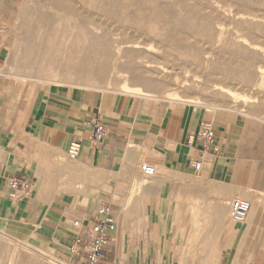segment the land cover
Masks as SVG:
<instances>
[{
	"label": "crops",
	"instance_id": "0c3cea01",
	"mask_svg": "<svg viewBox=\"0 0 264 264\" xmlns=\"http://www.w3.org/2000/svg\"><path fill=\"white\" fill-rule=\"evenodd\" d=\"M5 51L0 38V264H71L72 223L91 221L101 200L115 223L102 264H264V118L19 79ZM94 118L106 127L101 142ZM203 124L216 154L201 149ZM13 178L30 183L28 195L10 196ZM235 199L250 206L240 223Z\"/></svg>",
	"mask_w": 264,
	"mask_h": 264
},
{
	"label": "rangeland",
	"instance_id": "374dc122",
	"mask_svg": "<svg viewBox=\"0 0 264 264\" xmlns=\"http://www.w3.org/2000/svg\"><path fill=\"white\" fill-rule=\"evenodd\" d=\"M0 38L19 79L264 118V0H0Z\"/></svg>",
	"mask_w": 264,
	"mask_h": 264
},
{
	"label": "built area",
	"instance_id": "2783aa9c",
	"mask_svg": "<svg viewBox=\"0 0 264 264\" xmlns=\"http://www.w3.org/2000/svg\"><path fill=\"white\" fill-rule=\"evenodd\" d=\"M88 126L91 129L92 141L101 142L106 135L105 125L98 118H94L88 123ZM198 140L204 153H218L219 148L215 143L213 129L210 124L202 125L198 133ZM79 154L80 144L78 142L70 143L67 148L68 158L75 160L79 157ZM140 168L145 176L154 175L153 166L143 163ZM193 169L198 170L199 163H195ZM30 186L26 179L13 178L8 181L12 198L16 197L20 191L24 195H28ZM249 207L247 201L235 199L230 204L231 219L237 223L242 222L248 213ZM72 225L78 232L72 239L69 248V254L73 259L71 264H102L111 235L115 231L111 205L107 201L101 200L91 221L86 224L74 221Z\"/></svg>",
	"mask_w": 264,
	"mask_h": 264
},
{
	"label": "bare ground",
	"instance_id": "6f19581e",
	"mask_svg": "<svg viewBox=\"0 0 264 264\" xmlns=\"http://www.w3.org/2000/svg\"><path fill=\"white\" fill-rule=\"evenodd\" d=\"M61 6V5H60ZM65 6V5H64ZM72 8H73V6H72ZM71 8V9H72ZM75 14V13H74ZM83 14H85V13H83ZM80 15H81V13H80ZM253 15H255V14H253ZM82 16H84V15H82ZM260 16V15H259ZM91 17V16H90ZM256 17V16H255ZM262 17V16H261ZM79 18H82V17H79ZM36 19H38V18H36ZM39 20V19H38ZM47 21V20H46ZM40 22H41V20H40ZM85 22V21H84ZM89 24V23H88ZM83 32H84V30H83ZM103 36V35H102ZM90 38V37H89ZM84 39V38H83ZM56 40V39H55ZM104 40H105V38H104ZM74 41V40H73ZM103 41V40H102ZM81 42V41H80ZM105 42V41H104ZM61 43V42H60ZM124 43V42H123ZM86 44V43H85ZM102 44H105V43H103L102 42ZM118 44V43H117ZM61 45V44H60ZM88 46V45H87ZM121 46V45H120ZM43 47V46H42ZM87 48V47H86ZM105 48V47H104ZM126 48V47H125ZM130 48V47H129ZM61 49V48H60ZM42 50V49H41ZM105 50H106V48H105ZM104 50V51H105ZM119 51V50H118ZM86 53V52H85ZM91 53V52H90ZM105 54H106V51L104 52ZM111 53V52H110ZM41 54V53H40ZM45 55V54H44ZM46 55H48V54H46ZM103 55V54H102ZM81 56V55H80ZM107 56V55H106ZM109 57H110V55H108ZM72 58V57H71ZM107 60H108V58H107ZM78 61V60H77ZM99 61V60H98ZM67 62V61H66ZM107 64V63H106ZM105 64V65H106ZM108 65V64H107ZM97 66H98V64H97ZM43 67V66H42ZM93 67V66H92ZM94 69H95V67H94ZM107 69V68H106ZM98 71V70H97ZM71 73V72H70ZM97 73V72H96ZM103 73V72H102ZM101 77V76H100ZM99 77V78H100Z\"/></svg>",
	"mask_w": 264,
	"mask_h": 264
}]
</instances>
